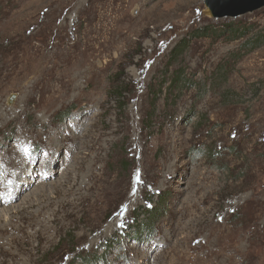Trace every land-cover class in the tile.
I'll return each mask as SVG.
<instances>
[{
    "label": "rangeland",
    "instance_id": "rangeland-1",
    "mask_svg": "<svg viewBox=\"0 0 264 264\" xmlns=\"http://www.w3.org/2000/svg\"><path fill=\"white\" fill-rule=\"evenodd\" d=\"M205 1L0 0L6 264H264V8Z\"/></svg>",
    "mask_w": 264,
    "mask_h": 264
},
{
    "label": "water",
    "instance_id": "water-1",
    "mask_svg": "<svg viewBox=\"0 0 264 264\" xmlns=\"http://www.w3.org/2000/svg\"><path fill=\"white\" fill-rule=\"evenodd\" d=\"M205 6L214 19L237 18L264 8V0H206Z\"/></svg>",
    "mask_w": 264,
    "mask_h": 264
},
{
    "label": "bare ground",
    "instance_id": "bare-ground-1",
    "mask_svg": "<svg viewBox=\"0 0 264 264\" xmlns=\"http://www.w3.org/2000/svg\"><path fill=\"white\" fill-rule=\"evenodd\" d=\"M1 115H4V114H1ZM53 131V130H52ZM44 135H37V139H39V140H41L42 138H43V136H49V134L51 133V131L50 130H48L47 128L44 130ZM92 139H93V137H92ZM100 140H101V138L99 137V136H97V137H94V140H92V145H91V148H94L95 149V151H99L100 150V148H101V145H100ZM56 143V142H55ZM45 144V143H44ZM23 146V145H22ZM53 146H55V145H53ZM48 148L49 149H52V148H50V147H47L46 148V150H48ZM53 150V149H52ZM89 156V155H88ZM20 158H21V156H19ZM22 157H23V155H22ZM19 158V159H20ZM22 162H25V160H21V163L20 164H16L15 162H14V160L12 161V162H9V164L10 165H12V164H14L15 163V166L18 168V169H22L23 170V166H22ZM20 172H22V171H20ZM19 172V173H20ZM28 172V171H27ZM65 175V174H64ZM67 175H69V170H66V175L65 176H67ZM63 179V178H62ZM95 180V179H94ZM59 183L62 185V180H60L59 181ZM2 184H3V181H1L0 180V196L2 197L3 195H5L4 194V192L1 190L3 187H2ZM60 185V186H61ZM75 185V184H74ZM89 186V185H88ZM45 187V186H44ZM86 187V186H85ZM18 188V186H16L14 189H17ZM21 188V187H20ZM7 189V188H6ZM90 189V188H89ZM23 190V189H22ZM80 189H78V191H79ZM40 191V190H39ZM38 191V192H39ZM7 192V191H6ZM71 192H73V191H71ZM43 193V192H42ZM41 193V194H42ZM74 195V194H73ZM76 195H81L80 193H77ZM91 196V195H90ZM87 197H89V196H87ZM91 197H93V196H91ZM82 198H84L83 197V195L82 196H80V198H79V200H81ZM88 199V198H87ZM89 199H91V198H89ZM78 200V199H77ZM97 200V199H96ZM1 201V205H3V201H2V199L0 200ZM76 201V200H75ZM88 201V200H87ZM86 201V202H87ZM90 202H92L91 200H89ZM7 202H5V205H7L6 204ZM72 203V202H71ZM67 204V206H72V204ZM92 204V203H91ZM94 205V204H93ZM75 206V205H74ZM95 206V205H94ZM74 208V207H73ZM69 215H71V213L69 212V213H66L65 214V216L66 217H68ZM112 228H114V227H112ZM111 228V229H112ZM12 242V241H11ZM16 256V255H15ZM2 257V259H0V264H6L7 263V260L5 259V257H8V258H10L11 260H14V255H12L11 254V252H6V253H4V254H2V253H0V258ZM17 258V257H16ZM31 259V258H30ZM17 261V260H16ZM14 263V262H13Z\"/></svg>",
    "mask_w": 264,
    "mask_h": 264
},
{
    "label": "snow or ice",
    "instance_id": "snow-or-ice-1",
    "mask_svg": "<svg viewBox=\"0 0 264 264\" xmlns=\"http://www.w3.org/2000/svg\"><path fill=\"white\" fill-rule=\"evenodd\" d=\"M30 153V149H25V155H28Z\"/></svg>",
    "mask_w": 264,
    "mask_h": 264
}]
</instances>
